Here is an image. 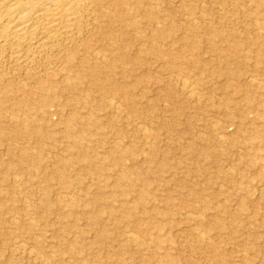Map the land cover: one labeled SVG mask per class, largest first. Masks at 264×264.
I'll return each instance as SVG.
<instances>
[{"label": "rangeland", "instance_id": "1", "mask_svg": "<svg viewBox=\"0 0 264 264\" xmlns=\"http://www.w3.org/2000/svg\"><path fill=\"white\" fill-rule=\"evenodd\" d=\"M144 3L143 35L128 30L142 62L90 61L78 91L50 85L51 106L0 63V264H264V0Z\"/></svg>", "mask_w": 264, "mask_h": 264}, {"label": "bare ground", "instance_id": "2", "mask_svg": "<svg viewBox=\"0 0 264 264\" xmlns=\"http://www.w3.org/2000/svg\"><path fill=\"white\" fill-rule=\"evenodd\" d=\"M144 4V0H0V63L8 56L9 62L12 64V68L15 72L23 73L27 81L31 83L35 82L40 85V89L45 92L43 96L46 98V106H51L54 98H52L53 94L51 93L52 90L50 85L52 86L55 82L61 81L62 84L70 87L71 90L74 89L78 91L82 86V81H84L86 75H88L87 69L83 65L86 64L85 66H87L90 64V61L96 64L101 61L105 62L108 61L109 57L112 55L115 57L116 55L114 53H118L117 58L123 60L125 64H130L131 67L142 62L143 56L141 55L136 56V54V58L131 57V43L128 40V36L130 35L129 28H133L137 34L143 35V21L139 22V19L136 20L133 15L134 12H140ZM129 6L134 9H130ZM155 10L156 9L153 7L150 8L152 12H156ZM117 23H121L117 28L120 32L119 37L124 43L121 48H112L109 50V53L103 52L101 49L108 46V43L110 44L111 42V44L113 43L112 45H114L117 42L114 37L115 35H109L114 30L113 27ZM161 30L162 29L156 30V36L162 34ZM169 33H171V30ZM157 54L159 58L163 55L162 51H158ZM177 59L181 62L185 60L181 56H178ZM113 64L114 62L112 61V67L114 66ZM58 70L59 73L61 72L60 74H57ZM10 72L11 71H9V73ZM15 72L14 74L18 75V73ZM56 74L58 76L54 77ZM0 78H2L1 72ZM14 80L12 79V81ZM17 83L19 82H16V86ZM9 84H11V82H9ZM6 85L9 86L8 84ZM13 85L15 86V82ZM32 85L34 87V83ZM3 88L0 89V93L7 94V89ZM13 88L16 89L18 87ZM26 88L28 87H25V89ZM32 88L26 89L29 98L31 95L37 96V94H39L37 92L35 93ZM183 90L190 93L191 96L196 94V90L187 82L183 84ZM132 95L131 91H125L120 94V97L122 100H125L128 105H133L134 98L131 99ZM90 96L91 95H88L86 100H84L85 107L89 109L93 107L90 102ZM40 97L39 101H41ZM32 98L34 97H31L30 101L33 100ZM26 103L27 102L24 103V106L29 105ZM106 106L115 112L122 111V104L117 101L115 97L108 98ZM28 107H30V105ZM13 119L14 118L11 117V120ZM7 122L10 121L7 120ZM92 122H94V120H92ZM173 126H175L174 123ZM67 130L75 146L83 144L89 138L87 130L79 132L71 122L67 123ZM219 139L221 142L225 141L223 135L220 136ZM117 146L113 147L112 153H118L117 151L120 148ZM85 151L87 152L88 150ZM86 152L76 159L85 162H90V160H92L94 162V160H96L94 157H88V155L84 156ZM123 156H125V154L119 156V158H124ZM116 161L118 160L116 159ZM118 167H120V164ZM132 176L134 175L130 172L123 171L120 177L123 179H130ZM60 179L64 181L66 185L71 182L69 181L71 178L69 179L65 173L62 174ZM92 205L98 206L97 199L92 200ZM94 209L96 212L97 209ZM97 215L98 213L95 217ZM99 216H97L96 220L93 218L92 220L97 221Z\"/></svg>", "mask_w": 264, "mask_h": 264}]
</instances>
